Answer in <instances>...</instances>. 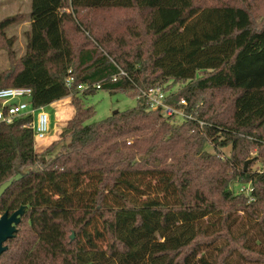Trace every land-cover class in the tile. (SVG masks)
<instances>
[{
  "label": "trees",
  "instance_id": "obj_1",
  "mask_svg": "<svg viewBox=\"0 0 264 264\" xmlns=\"http://www.w3.org/2000/svg\"><path fill=\"white\" fill-rule=\"evenodd\" d=\"M112 12L136 16L104 25ZM23 18L2 19L0 33ZM28 19L0 89H30L35 109L70 97L74 115L39 153L32 116L0 123V185L22 174L0 216L25 208L0 264H264V23L223 0H30ZM157 87L195 120L136 99ZM97 91L136 105L88 123ZM252 150L260 173L243 170Z\"/></svg>",
  "mask_w": 264,
  "mask_h": 264
},
{
  "label": "rangeland",
  "instance_id": "obj_2",
  "mask_svg": "<svg viewBox=\"0 0 264 264\" xmlns=\"http://www.w3.org/2000/svg\"><path fill=\"white\" fill-rule=\"evenodd\" d=\"M237 6H242L246 8L251 14L253 25L255 28L261 27L264 23V0H223ZM23 14L24 18L22 21L17 22L10 27L3 30V33H0V74L7 73L11 70L16 64L17 59L20 58L26 47V35L25 32L29 29V19L30 14V0H0V21L6 17ZM94 16V15H93ZM131 16H136L131 12H112L108 14H101L99 18H103V22L106 25L119 24L126 18ZM84 18L89 20L92 18L91 15H84ZM109 26V25H108ZM72 27L69 28V33H72ZM3 40V41H2ZM1 42H3L1 44ZM73 42L77 46H81L84 42V37L78 32H73ZM11 52V54H10ZM12 55V59H11ZM178 85H174L171 88V91L177 90ZM86 104L93 108L94 116L88 121V123H95L106 119L111 116L114 112L125 111L133 108L136 105V101L133 98L126 96L124 93H115L110 94L107 91H97L93 96H90L86 99ZM47 108V113L54 117L56 125L54 126L53 134H56L66 125L63 123L61 127L60 115L62 111L67 109L74 113V109L70 103V97L65 98L64 101L59 102L58 104L49 106ZM30 109H28L29 111ZM67 115V114H65ZM66 118V117H65ZM67 123V122H66ZM51 131V130H50ZM59 139V136L57 140ZM56 140V141H57ZM45 142V141H44ZM43 142H38L42 144ZM207 152L212 153V148L209 145L205 147ZM43 150V149H42ZM45 150V149H44ZM224 156H228L230 153V148H224L220 151ZM247 160H250L251 164L247 166V173H260L262 172V160L263 157H259L256 151L252 150L249 154ZM243 186L241 184H236L232 188L235 192H238L239 188ZM250 186V185H248ZM74 240L75 233L70 231L68 233V238Z\"/></svg>",
  "mask_w": 264,
  "mask_h": 264
},
{
  "label": "built area",
  "instance_id": "obj_3",
  "mask_svg": "<svg viewBox=\"0 0 264 264\" xmlns=\"http://www.w3.org/2000/svg\"><path fill=\"white\" fill-rule=\"evenodd\" d=\"M120 76H125L123 71L112 77L116 81ZM73 82L72 78L66 80L67 87ZM99 89V85H95ZM88 86L80 85L78 90H85ZM136 99H141L151 110H158L172 122L182 123L185 121H194V117L186 112V102L182 99L177 103L167 102V92L162 87L149 88L147 90H138ZM31 90L28 88H3L0 89V123L11 124L15 119L26 116H32L31 128L35 146L38 142H44L50 133V116L45 108H32L30 105ZM28 109H30L28 111ZM199 126L204 123L198 121ZM252 188L250 186H241L238 193L250 195Z\"/></svg>",
  "mask_w": 264,
  "mask_h": 264
},
{
  "label": "water",
  "instance_id": "obj_4",
  "mask_svg": "<svg viewBox=\"0 0 264 264\" xmlns=\"http://www.w3.org/2000/svg\"><path fill=\"white\" fill-rule=\"evenodd\" d=\"M116 113L117 112H114L113 114ZM249 164H250V160L245 162L243 168L244 171L247 170V166ZM21 177L22 174L17 173L13 178L0 185V198L11 187V185L14 182L18 181ZM24 211L25 208L20 207L18 210H16L10 215L7 212H5L0 216V256L7 250V246L5 245L7 241H9L14 237L17 231V226L20 224L21 217L23 216Z\"/></svg>",
  "mask_w": 264,
  "mask_h": 264
},
{
  "label": "crops",
  "instance_id": "obj_5",
  "mask_svg": "<svg viewBox=\"0 0 264 264\" xmlns=\"http://www.w3.org/2000/svg\"><path fill=\"white\" fill-rule=\"evenodd\" d=\"M30 23V22H29ZM61 101H64V99H62V100H60V101H58V102H55V103H53V104H51L50 106H52V105H55V104H58L59 102H61ZM48 108H50V107H48ZM47 110V108H45V111ZM47 112V111H46ZM65 114H67V115H65ZM74 115V113L72 112V111H70V110H67V109H65V110H63L62 111V114L60 115V121H61V123H60V125H61V127L63 126V123H65L66 124V122L69 120V119H71L72 118V116ZM50 116V133H49V135H48V137H47V139L45 140V142H43L42 144H39V145H36L35 146V150H36V152H41V151H43L44 149H46V148H48L53 142H55L56 140H57V138H58V136L60 135V133L62 132V131H59V132H57L56 134H53V130H54V126L56 125V122H55V119H54V117H52V115H49ZM66 117V118H65ZM65 127V126H64ZM63 127V128H64ZM63 128L61 129V130H63ZM43 149V150H42Z\"/></svg>",
  "mask_w": 264,
  "mask_h": 264
}]
</instances>
